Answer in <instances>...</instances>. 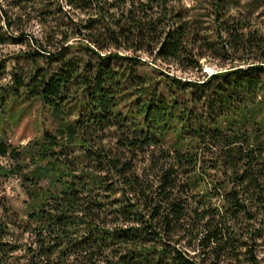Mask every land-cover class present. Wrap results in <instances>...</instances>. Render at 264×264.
<instances>
[{
  "label": "trees",
  "instance_id": "1",
  "mask_svg": "<svg viewBox=\"0 0 264 264\" xmlns=\"http://www.w3.org/2000/svg\"><path fill=\"white\" fill-rule=\"evenodd\" d=\"M63 1L90 10L83 29L114 49L184 71H200L206 52L237 65L199 82L154 80L139 55L90 39L48 51L29 38V67L8 80L0 68V158L14 163L0 175L32 166L22 215L0 196V264H262L264 34L249 32L239 0H202L195 15L183 0ZM0 11V46L25 43ZM33 99L55 128L13 147L9 104Z\"/></svg>",
  "mask_w": 264,
  "mask_h": 264
},
{
  "label": "rangeland",
  "instance_id": "2",
  "mask_svg": "<svg viewBox=\"0 0 264 264\" xmlns=\"http://www.w3.org/2000/svg\"><path fill=\"white\" fill-rule=\"evenodd\" d=\"M201 1L183 0V3L187 7H193L191 15H195L198 11H204L198 5ZM239 2L238 11L249 20V32L251 34H264V0H239ZM207 5L204 6L208 8ZM0 10L6 13L11 24V28L8 29L9 32L14 35L22 32L27 38V41L23 44L9 43L0 46V68L3 69V77L6 80H8V76L13 69L29 67V64L22 58L23 53L36 50V45L34 46L29 38L38 39L43 46L47 47L48 51H54L64 43V40H67V45L76 48L87 44L86 39H90L96 42L97 46H105V50L111 52L123 53V55L129 56L139 55L146 63L139 66L138 72L141 75H148L154 80L163 78L161 77L163 75H160L162 73L181 80L199 82L204 76L207 77L217 71L237 65L224 60V58L215 53L206 52L205 58L199 62L201 65L200 71H184L173 64L167 65L158 61L153 63L151 58H147L143 54H133L131 51L125 50L124 45L120 49H114L118 46V42L109 39H97L93 36V32L83 29L89 15H93L90 10L82 12L73 10L66 6L63 0H37L34 3L19 0H0ZM3 23L4 19L0 15V24L2 25ZM212 26V18L208 17L205 19V28L213 30ZM244 33L246 32L244 31ZM70 52L74 55H80V52L75 49L70 50ZM39 63L42 64L41 61ZM75 98L80 103L82 100L84 101V97L80 93H77ZM261 109L262 111L258 115V119L264 117V107ZM20 110L21 112H19ZM80 113H84V110H82V107H77L76 110L72 111V115L69 118L70 121H75ZM3 125L4 137L13 147H23L34 143V141H40L44 132L52 133L55 128L51 113L42 106L38 99L29 100L22 105L18 103L13 105L10 102ZM246 128L249 131L252 129L250 125H247ZM170 136L169 134L164 139V142L168 145L171 143ZM104 143H107V141ZM63 158L68 159L65 156ZM13 164V162L7 159L0 158V167H11ZM31 168L32 166L24 170L20 175H13L7 178L0 175V196L4 197L7 204L20 215L23 214L25 202L27 201V197L23 191L24 186L22 184L25 183L22 182V176ZM209 175L214 178L216 177V173L212 171L209 172ZM39 184L41 186L46 185L45 182H39ZM262 254L264 256V253Z\"/></svg>",
  "mask_w": 264,
  "mask_h": 264
}]
</instances>
